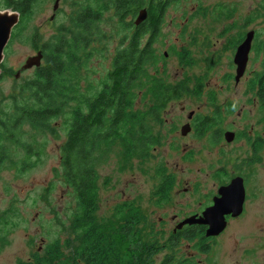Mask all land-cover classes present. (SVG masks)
<instances>
[{"label":"rangeland","instance_id":"374dc122","mask_svg":"<svg viewBox=\"0 0 264 264\" xmlns=\"http://www.w3.org/2000/svg\"><path fill=\"white\" fill-rule=\"evenodd\" d=\"M55 1L36 0L29 19L7 41L1 61L6 70L0 79V107L7 109L9 104L10 109V95L17 94L19 85L32 76L34 67L21 68L24 60L61 25H68V15L81 0H57L53 9ZM97 23L93 55L77 74L78 90L84 96L99 88L127 33L111 8L103 10ZM251 29L256 44L264 38V0L171 2L153 43L155 62L147 73L170 84L183 83L191 92L171 97L158 118H148L152 144L146 151L126 154L116 141L104 148L97 167L96 215L110 216L115 204L134 202L144 215L141 230L152 227L163 244L180 220L210 203L220 183L235 174L245 176L244 211L227 219L221 233L207 237L206 250L194 247L196 237H180L174 255L163 247L153 255L151 264H159L167 254L184 264H264V96H258L253 81L261 69V56L255 46L249 50L237 82L233 63L236 46ZM142 90L135 92L133 104L144 111L150 99ZM216 103L221 106L219 114L214 113ZM190 111L197 119L220 120L213 128L232 130L234 138L226 142L223 136L198 129L181 135L179 129ZM52 124L56 128L44 133L23 126L31 151L40 145L39 159L32 152L28 158L33 161L31 166L18 170L4 162L0 167V264L29 260L33 251L68 237L76 200L72 189L53 173L66 128L62 117ZM22 152L15 147L14 157L25 158ZM162 174L172 180L166 199L154 193Z\"/></svg>","mask_w":264,"mask_h":264},{"label":"trees","instance_id":"16d2710c","mask_svg":"<svg viewBox=\"0 0 264 264\" xmlns=\"http://www.w3.org/2000/svg\"><path fill=\"white\" fill-rule=\"evenodd\" d=\"M174 1L81 0L75 3L76 8L68 15V25H61L40 45L41 63L19 85L17 94L10 95V109L9 104L7 109L4 105L0 107V167L5 162L6 166L18 170L28 168L33 164L28 159L31 152L39 159L40 145L31 151V143L23 137L24 125L44 133L56 128L52 124L54 119L63 118L65 138L59 147V165L53 173L72 189L76 200L68 237L53 240L42 250L33 251L29 260H18L17 264H151L153 255L163 247L174 255L173 249L180 237H196L194 247L201 251L207 249L204 226L200 224L177 229L164 244L152 227L142 231L144 215L131 201L115 204L110 216L99 218L95 213L97 167L104 148L116 141L126 154L146 151L152 144L146 125L148 118H158L171 97L185 90L191 92L183 83L170 84L157 74L147 73V68L155 62L153 43L160 32L163 15ZM35 2L0 0V9L19 13L8 42L29 19ZM143 7L146 18L135 25L133 20ZM108 8L123 22L127 33L121 37L120 46L111 58V68L99 88L92 95L84 96L78 90L77 74L93 55L97 22ZM254 46L261 56V69L253 81L258 96H264V38L256 44L253 42ZM0 68L1 79L2 71L6 70L3 62ZM141 90L150 99L144 111L133 104L135 92ZM214 107V113L219 114L221 106L216 103ZM203 122L205 128H211L219 120L206 116ZM15 147L23 150L25 158L14 157ZM171 182L169 175L162 174L154 193L166 199ZM172 255H165L159 264H184Z\"/></svg>","mask_w":264,"mask_h":264},{"label":"water","instance_id":"95a60500","mask_svg":"<svg viewBox=\"0 0 264 264\" xmlns=\"http://www.w3.org/2000/svg\"><path fill=\"white\" fill-rule=\"evenodd\" d=\"M56 2L57 0L53 5V9L56 8ZM146 15V8L143 7L139 9L133 23L138 25L146 18ZM18 19L19 13L17 11L11 9L0 10V63L2 61L4 47L10 37L11 29L18 22ZM253 36L254 31L248 30L244 34L243 39L236 46L233 56V63L235 64V82L238 81L245 70ZM164 54L166 53L164 52ZM41 58L42 54L40 50H38L34 55L28 56L24 60L21 68L28 69L31 67H37L41 62ZM19 72V70L16 71L14 76L17 77ZM188 131V123L181 125V134H186ZM233 136V131L227 130L223 133V137L227 142L231 141ZM244 198L245 191L242 178L240 176H235L227 184L218 187L217 194L213 196L211 205L206 206L200 214H192L180 220L173 228V231L180 229L183 225L200 224L206 226L204 230L205 237H214L221 233L225 228L227 223L226 215L236 217L242 212Z\"/></svg>","mask_w":264,"mask_h":264},{"label":"flooded vegetation","instance_id":"af4514ba","mask_svg":"<svg viewBox=\"0 0 264 264\" xmlns=\"http://www.w3.org/2000/svg\"><path fill=\"white\" fill-rule=\"evenodd\" d=\"M251 30H253V29H251ZM254 31V30H253ZM253 40V39H252ZM251 48H252V42H251ZM250 48V49H251ZM38 50H40V49H37L36 50V52L38 51ZM257 89H255V91H256ZM194 113H193V111H190L189 113H188V115H187V119H188V121H186L185 123H188L189 124V131L187 132V133H190V132H192V131H195L196 129H198L199 131H201V133H203V132H210V133H212V136H217V135H214L215 133H217L218 134V136L220 135V137L221 136H223V133L225 132V131H227V130H219L218 131V129H215V128H213L215 125H213V127H211V128H205L203 125H204V122H203V119L205 118H203V119H197L196 117H194V115H193ZM220 121V120H219ZM184 123V124H185ZM217 123H219V122H217ZM183 125V124H182ZM209 130V131H208ZM179 131H180V129H179ZM215 131V132H214ZM228 131H232V130H228ZM234 132V131H233ZM186 133V134H187ZM181 134V133H180ZM181 135H185V134H181ZM234 136H235V132H234ZM234 136H233V138H234ZM224 138V137H223ZM221 139V138H220ZM227 142V141H226ZM230 142V141H229ZM235 176H240L241 178H242V181L244 182V178H245V176H244V174L243 173H241V174H235V175H233V176H231L230 177V179L228 180V181H226V182H224V183H220L219 185H218V187L219 186H221V185H225V184H227L233 177H235ZM218 187H217V189H218ZM243 187H244V183H243ZM217 189H216V192L215 193H213L212 195H211V197H210V203L209 204H206L205 206H203L202 207V209L201 210H199L198 212H193V213H191V215L192 214H200L201 212H202V210L206 207V206H209V205H211L212 204V198H213V196H215L216 194H217ZM245 191V190H244ZM246 193H245V198H244V202H243V209H242V212L244 211V204H245V202H246ZM241 212V213H242ZM240 213V214H241ZM239 214V215H240ZM229 218H234V217H231L230 215H226V220L227 219H229ZM185 225H183L182 227H184ZM204 226V230H205V228H206V226L205 225H203ZM181 227V228H182ZM177 230V229H176ZM175 230V231H176ZM174 232V231H173Z\"/></svg>","mask_w":264,"mask_h":264}]
</instances>
